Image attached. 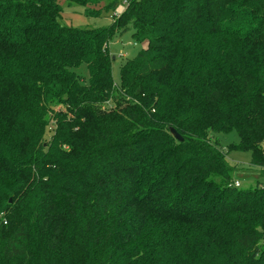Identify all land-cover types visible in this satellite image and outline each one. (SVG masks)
I'll return each instance as SVG.
<instances>
[{
  "label": "trees",
  "instance_id": "1",
  "mask_svg": "<svg viewBox=\"0 0 264 264\" xmlns=\"http://www.w3.org/2000/svg\"><path fill=\"white\" fill-rule=\"evenodd\" d=\"M61 13L0 0V264H264V184L230 187L227 161L264 170V0H128L107 29ZM127 32L147 48L116 86Z\"/></svg>",
  "mask_w": 264,
  "mask_h": 264
},
{
  "label": "rangeland",
  "instance_id": "2",
  "mask_svg": "<svg viewBox=\"0 0 264 264\" xmlns=\"http://www.w3.org/2000/svg\"><path fill=\"white\" fill-rule=\"evenodd\" d=\"M62 13L60 22L68 27L78 29H107L114 22V16L120 15L126 8L128 0H119V5L114 12H103L100 17H88L84 14L85 9L76 4H69L66 0H58ZM147 48L146 43H136L130 32L118 36L109 45L110 52L115 61L113 63V79L116 86H120V68L128 60L135 58L142 50ZM76 73L88 79V70L85 66L76 69ZM225 151L231 145H237L240 140L236 132L215 135ZM227 161L234 167L233 177L240 183V189H252L257 183L264 184V170L253 167L250 164L251 153L230 151Z\"/></svg>",
  "mask_w": 264,
  "mask_h": 264
},
{
  "label": "water",
  "instance_id": "3",
  "mask_svg": "<svg viewBox=\"0 0 264 264\" xmlns=\"http://www.w3.org/2000/svg\"><path fill=\"white\" fill-rule=\"evenodd\" d=\"M115 59V57H113V60ZM171 134L173 135V137L179 141V142H183L184 139L174 130V129H171L170 130Z\"/></svg>",
  "mask_w": 264,
  "mask_h": 264
},
{
  "label": "built area",
  "instance_id": "4",
  "mask_svg": "<svg viewBox=\"0 0 264 264\" xmlns=\"http://www.w3.org/2000/svg\"><path fill=\"white\" fill-rule=\"evenodd\" d=\"M232 185H233L235 188H239V187H240V183H239L238 181L233 182V183L230 185V187H231Z\"/></svg>",
  "mask_w": 264,
  "mask_h": 264
}]
</instances>
